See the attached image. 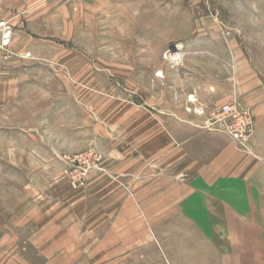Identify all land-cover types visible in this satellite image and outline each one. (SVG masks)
Listing matches in <instances>:
<instances>
[{
  "label": "rangeland",
  "instance_id": "rangeland-1",
  "mask_svg": "<svg viewBox=\"0 0 264 264\" xmlns=\"http://www.w3.org/2000/svg\"><path fill=\"white\" fill-rule=\"evenodd\" d=\"M263 85L264 0H0V264L60 237L97 263L179 264L190 199L233 206L234 185L180 186L173 132L227 133L211 113Z\"/></svg>",
  "mask_w": 264,
  "mask_h": 264
},
{
  "label": "crops",
  "instance_id": "crops-1",
  "mask_svg": "<svg viewBox=\"0 0 264 264\" xmlns=\"http://www.w3.org/2000/svg\"><path fill=\"white\" fill-rule=\"evenodd\" d=\"M253 89L247 98L254 114L250 154L239 151L232 138L222 131L186 126L184 130L179 128L173 132V145L177 149L178 145L185 147V157H181L180 161H183L178 165L177 172L194 174L191 182L184 181L179 183L180 186H189L188 192H194L193 196L197 197V186L201 183L208 186L219 181L234 185L232 194H222L224 199L233 200V206L219 207L210 199H205L206 203L200 208L196 203L198 198L190 199L191 208L186 210L188 214L185 212V218L178 222L173 233L178 236L176 241L185 243L177 253L179 264H219L218 248L226 249L222 252L231 257L230 263L237 264L242 259L248 264H264V90L259 92V87ZM172 127L174 125L170 129ZM160 138L161 143L163 140L168 143L167 137ZM109 148L104 147V160L116 156L111 155L113 152L109 154L113 149ZM54 189L57 192V187ZM68 191V187L64 186L60 193ZM224 232V244H221L217 233ZM48 241V247L43 243L42 252L37 251L33 257L41 261L39 264H102L93 261L90 251L69 246L67 242L70 241L62 244L61 237ZM108 256L107 264H120L113 251Z\"/></svg>",
  "mask_w": 264,
  "mask_h": 264
},
{
  "label": "built area",
  "instance_id": "built-area-1",
  "mask_svg": "<svg viewBox=\"0 0 264 264\" xmlns=\"http://www.w3.org/2000/svg\"><path fill=\"white\" fill-rule=\"evenodd\" d=\"M190 101H194L192 97ZM195 109L198 114H204L203 108ZM206 123L208 126H213L217 123L241 149L251 152V145L247 143L254 131V114L251 106L244 107L237 100H234L222 105L219 110L212 112Z\"/></svg>",
  "mask_w": 264,
  "mask_h": 264
},
{
  "label": "bare ground",
  "instance_id": "bare-ground-1",
  "mask_svg": "<svg viewBox=\"0 0 264 264\" xmlns=\"http://www.w3.org/2000/svg\"><path fill=\"white\" fill-rule=\"evenodd\" d=\"M180 57H181V54L178 51L170 55V59H172V61H178L181 59Z\"/></svg>",
  "mask_w": 264,
  "mask_h": 264
}]
</instances>
